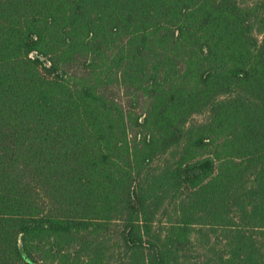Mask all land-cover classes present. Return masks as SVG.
I'll return each instance as SVG.
<instances>
[{
	"label": "trees",
	"instance_id": "1",
	"mask_svg": "<svg viewBox=\"0 0 264 264\" xmlns=\"http://www.w3.org/2000/svg\"><path fill=\"white\" fill-rule=\"evenodd\" d=\"M0 264H264V0H0Z\"/></svg>",
	"mask_w": 264,
	"mask_h": 264
},
{
	"label": "rangeland",
	"instance_id": "2",
	"mask_svg": "<svg viewBox=\"0 0 264 264\" xmlns=\"http://www.w3.org/2000/svg\"><path fill=\"white\" fill-rule=\"evenodd\" d=\"M125 103H127V101H125Z\"/></svg>",
	"mask_w": 264,
	"mask_h": 264
}]
</instances>
